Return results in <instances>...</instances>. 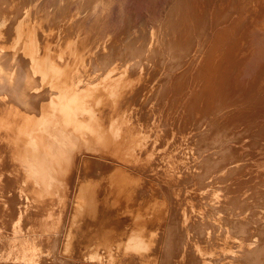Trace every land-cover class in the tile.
Masks as SVG:
<instances>
[{
	"label": "rangeland",
	"instance_id": "obj_1",
	"mask_svg": "<svg viewBox=\"0 0 264 264\" xmlns=\"http://www.w3.org/2000/svg\"><path fill=\"white\" fill-rule=\"evenodd\" d=\"M83 1L0 0V26H2L0 42L5 39V43L6 39L8 41L12 38L22 40L29 36L33 42V48L36 49L43 45V40L49 39L52 35H59L58 42L54 43L58 45L62 41V43L64 41L67 43L75 35V32H80V42L90 40L89 42L92 43H90L92 52L89 53L92 63H96L108 55H110L108 56L109 60L117 58L118 55L123 58L127 53L132 56L130 50H127L126 53L123 49H119L130 47L132 44L130 42L138 39L142 30L148 31L154 25H161L172 7L176 5L177 0ZM178 1H180V6L189 14L192 13L193 8L196 12L195 15L202 17V24L205 29L200 32L199 42L204 43L200 53L206 55V66L199 74L193 73L191 75V73L183 71L178 73L176 76H179L172 81H162L156 89L145 97L142 94V83L139 84L136 92L129 95L123 93L120 94L121 96L119 95V104H129L137 108L130 115L122 107L119 108V112H125L127 115L126 118L123 117L124 123L121 125L123 130L127 129V133H121L117 143L120 146L122 144L124 151L135 146L132 151L134 155L129 158V161L119 162L132 172L130 180L142 181L141 171L148 167L146 156L152 155L151 153L142 155V121L156 120L157 124L150 127L154 128L157 133L163 134V142L166 138L171 139L170 145L176 148L178 152L182 150L181 147L184 145L182 139L189 138V143L193 144L190 151L192 152L190 159L192 164L190 162L189 168H187L188 162L182 166L189 172L188 176L191 179L189 182H185L183 180L184 172L179 170L176 173L178 193L172 192L164 185L163 175L150 174L146 177V179L150 178L147 179V182H158L159 194L170 213L168 221L174 212L176 200L177 202L182 200L184 203L181 201L182 207L185 205L186 209L192 210V192L202 195V192H206V188L212 185L221 192L225 213L235 212L234 214L239 217L237 224L240 263L264 264V0ZM249 3H251L249 10L244 15V9ZM24 10L26 12L29 10L26 21L30 27L23 26L20 32L15 31L17 19ZM64 16L71 18L73 29L61 30L60 18ZM54 44L53 46H55ZM195 46L196 44H193L190 50L195 49ZM176 68H178L176 63L167 61L166 70L168 72H173ZM27 69L28 67L22 66L20 70L25 72ZM19 78L20 80L23 79V77ZM35 79L45 82L44 84H37V87L42 89L48 87V79L34 77ZM26 94L33 98L31 102L37 106L34 110L25 112L26 117L35 120L38 114L49 112L51 101L45 94H39L33 89H29ZM37 95L38 98H35ZM138 109L140 110L138 111ZM80 120L86 123L88 121L87 117H80ZM91 127H95V125ZM97 127L103 129L106 136L111 137V133L108 132L109 123L107 121H102ZM154 136L155 134H152V137ZM88 137L90 138V136ZM111 142L114 140L109 141V143ZM105 150L100 154H92V156L100 157L105 162H118L113 154L118 149L110 144ZM78 163L76 162L72 170V173L75 174V183L73 182L74 185L70 189L69 202L74 194L73 189L79 183L78 174L81 164ZM75 168L76 171L74 172ZM103 168L107 169L98 163L88 166L85 177L88 185L85 187L86 190L82 191L85 196L80 194V198L82 197L81 199L84 201L81 200L82 202H79L74 211L77 215L72 225V235L69 239L68 254L66 255L62 254L61 251V245L64 242L61 235L65 225V211L60 222L50 221L43 224L35 220L32 213L26 211V207L35 205L42 200L48 202L49 198L36 197L35 194H30L31 190L28 191L27 189L29 181L22 186L23 193L20 195L1 191L0 264H108L99 260L102 256L108 255L109 252H111L113 264H141L142 262L145 264L146 261H148L146 264H159V262L165 264L163 257L165 258L170 253L173 255L175 248L180 246L179 250L183 253L184 246L175 240V237L172 238L171 232L167 237L164 234L161 238L163 242L154 259L140 258L139 254L133 252H127L124 256H120L112 250L111 240L114 238V234L123 229V226L128 225L124 228L129 230L133 229L132 227L135 228L138 223L139 226L137 227L142 228L143 232L152 236L154 230H158L157 226L158 224L160 226V223L157 214L143 217L142 220L136 222L125 221L124 217H121L123 216L122 210L124 207L131 206L128 203L130 198L128 194L131 191L121 192L118 189L119 177L111 175L107 170L105 172ZM102 170L105 174L102 173ZM89 176L91 178L87 179ZM206 176L210 177L209 181ZM180 179L182 180L180 181ZM183 183L194 184L198 187V192L191 190V186ZM136 194L132 195L134 200L133 197L130 199L139 213L143 203L142 200L141 203L140 200L137 202L139 196ZM149 194L151 195V193ZM183 196L188 199L182 198ZM52 199L54 198L52 197ZM90 200H92L91 203ZM135 202H137L136 204L140 203L139 206L135 205ZM86 203L88 206L84 209ZM185 203H189L191 206ZM200 206L194 205L195 211L206 209L208 202L201 199ZM95 210L98 212L96 213ZM245 216L246 218H244ZM155 224H157L156 227ZM171 224L174 232L177 227V220H172ZM120 225L122 226L120 227ZM101 227L103 228L101 229ZM111 229L115 231L114 234L112 233L114 236L109 234L112 232ZM164 230L167 232L166 228H163V232ZM163 232L161 233L163 234ZM149 234L148 236H150ZM143 240L148 241L145 237L141 241ZM101 249H107V251Z\"/></svg>",
	"mask_w": 264,
	"mask_h": 264
},
{
	"label": "bare ground",
	"instance_id": "obj_2",
	"mask_svg": "<svg viewBox=\"0 0 264 264\" xmlns=\"http://www.w3.org/2000/svg\"><path fill=\"white\" fill-rule=\"evenodd\" d=\"M250 4L246 5L244 15L247 14ZM195 14L193 8L192 13L189 14L180 6V1L177 0L176 5L172 7L161 25H154L148 31L142 30L140 37L130 42V44L132 43L130 47L119 49H123L126 53L127 50H130L132 56L127 53L123 58L118 55L117 58L109 60L108 56L110 55H108L96 63L90 61L91 55L89 53L92 52V43L89 42L90 40L80 42V32H75V35L67 43L65 41L62 43V41L58 45L54 43L58 42L59 35H52L49 39L43 40V45L36 49L33 48V42H31L29 36L22 40L12 38L8 41L6 39L5 43V39L0 42V192L7 191L8 193L13 192L20 195L23 193L22 186L29 181L27 189L28 191L31 190L30 194L33 193L36 197L49 198L48 202L42 200L35 205L26 207V211L32 213L35 220L43 224L50 221L58 223L65 211V225L62 228L61 235L64 240L61 245L62 254H68L69 239L72 235L71 229L77 215L74 212L75 208L79 202L84 201L81 199L82 197L80 198V194L84 195L82 191L86 190L85 187L88 185L85 179L88 166L98 163L107 168H103L105 172L107 170L111 175L119 177L118 189L121 192L131 191L128 194L130 198L137 193L136 195L139 196L137 202L140 200L141 203L142 200L143 204L138 213L133 201L130 198L128 199L131 206L124 207L122 210L123 216H121L124 217L125 221L136 222L142 220L143 217L157 214L160 223V226L155 224L158 230H154V233L151 230L156 237L143 232L142 228L137 227L139 226L138 223L135 228L132 227L133 229L129 230L125 229L128 225L123 226V229L117 234H114L115 231L111 229L112 232H109V234L114 232L115 235L112 234L113 239L110 237L114 252L120 256H124L127 252H133L139 254L140 258L154 259L161 248L163 242L161 238L164 234L167 237L171 232L172 238L175 237V240L179 241L184 248L183 253L179 250V246L175 248L173 255L170 253L165 258L163 257L165 264H241L239 261L237 224L239 217L234 214L235 212L225 213L220 191L212 185L208 186L206 192H202V195L193 191L194 193L191 194L193 195L192 210L186 209L185 205V208L182 207V200L180 202L176 200L174 212L171 214L170 221H168L170 213L159 194L158 182H147L148 178L146 179V177L150 174L163 175L164 185L172 192L178 193L176 173L182 170L181 172H184L183 180L185 182L190 181L189 172L182 166L185 162H188L187 168H189L190 162L192 164L190 160L192 152L190 151L193 144L189 143V138L182 139L184 145L181 147L182 150L178 152L176 148L170 145L171 139L166 138L163 142V134L157 133L154 128L150 127L157 124L156 120L142 121V155L152 154L150 157L146 156L148 167L141 171L142 181L130 180L132 172L120 163L129 161V158L134 155L132 151L135 146L124 151L122 144L120 146L117 143L121 133H127V129L123 130L121 128L124 123L123 119L127 115H125V112H119V108L125 109L128 115L132 114L133 110L136 111L137 108L129 104H119V95L122 93L129 95L136 92L139 84L142 83V94L145 97L156 89L162 81L174 80L179 76H176L178 73L187 71L191 75L193 73L199 74L205 68L206 55L200 53L204 43L199 42L200 32L204 31L205 27L202 24V17ZM28 15L29 10L27 12L24 10L17 19V24L14 27L15 31L20 32L23 26H29L26 21ZM59 26L62 31L71 29V18L61 17ZM193 44H196L195 49L190 50ZM204 60L205 63H203ZM167 61L176 63L178 68L173 72H168L166 70ZM180 65L182 67H179ZM22 66H26L28 69L21 72ZM19 77H23V79L20 80ZM34 77L48 79V87L44 89L37 87V84H44L45 82L34 80ZM29 89H33L39 94H45L51 101L49 112L37 113L38 117L35 120L26 117L24 114L37 107L31 102L33 98L26 94ZM35 98H38V95ZM80 117H87V123L80 120ZM102 121L109 123L108 132L111 133V137L106 136L104 130L97 127ZM90 125H95V127ZM152 134H155V136L152 137ZM111 140H114V142L109 143ZM133 143L135 142L133 141ZM110 144L118 149V151L113 152L118 162H105L100 157L92 156V154H100L102 151H106L105 149ZM76 162L81 164L80 173L78 174L79 183L73 189L74 194L69 202L70 189L75 183V174L72 173V170ZM212 176L214 175L212 174ZM183 184L186 185L187 183ZM188 186H191V190L198 192V187L194 184L191 185L190 183ZM88 191L90 192V189ZM105 191L107 193V190ZM83 198L85 199V197ZM86 199L88 200V198ZM186 199L188 198L186 197ZM201 199L208 202V207L195 211L194 205L200 206ZM137 202H135V205L140 204H136ZM87 203L84 209L88 206ZM91 206L93 205L91 204ZM189 206L191 205L189 204ZM86 210L88 211V209ZM172 220H177V227L174 232L172 230ZM113 222L115 221L113 220ZM117 222L119 223V221ZM163 228H166L167 232L165 230L163 232ZM82 230L84 231V229ZM143 237L147 238L148 241H141ZM152 237H154L153 240ZM101 250L107 251V249ZM96 254L98 255V252ZM99 261L113 264L111 252L106 256H102ZM141 264H144V262Z\"/></svg>",
	"mask_w": 264,
	"mask_h": 264
}]
</instances>
